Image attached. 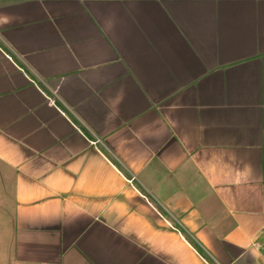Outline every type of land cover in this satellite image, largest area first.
Masks as SVG:
<instances>
[{
	"label": "crops",
	"instance_id": "1",
	"mask_svg": "<svg viewBox=\"0 0 264 264\" xmlns=\"http://www.w3.org/2000/svg\"><path fill=\"white\" fill-rule=\"evenodd\" d=\"M214 263L264 264V0H0V264Z\"/></svg>",
	"mask_w": 264,
	"mask_h": 264
},
{
	"label": "built area",
	"instance_id": "2",
	"mask_svg": "<svg viewBox=\"0 0 264 264\" xmlns=\"http://www.w3.org/2000/svg\"><path fill=\"white\" fill-rule=\"evenodd\" d=\"M9 58L12 59L11 56H9ZM22 70H23V69H22ZM23 72H24V70H23ZM32 82H33L34 84L37 85V83L35 82V80H32ZM48 99H49V101L52 102L53 104H56V102H55V100H56V96H55V95H53V96H48ZM58 108H59V110L62 112L63 115H66V113H65L63 110H61V108H60L59 106H58ZM98 142H99V141H95V142H93V143H94V145H96V144H98ZM134 180H135V178H132V179L130 180V183H132ZM178 230H180V229H178ZM214 264H219V263H214Z\"/></svg>",
	"mask_w": 264,
	"mask_h": 264
}]
</instances>
